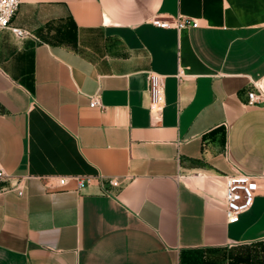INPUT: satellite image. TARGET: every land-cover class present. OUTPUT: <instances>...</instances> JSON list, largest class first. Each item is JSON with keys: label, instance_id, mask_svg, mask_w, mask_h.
I'll list each match as a JSON object with an SVG mask.
<instances>
[{"label": "crops", "instance_id": "0c3cea01", "mask_svg": "<svg viewBox=\"0 0 264 264\" xmlns=\"http://www.w3.org/2000/svg\"><path fill=\"white\" fill-rule=\"evenodd\" d=\"M178 16L199 26L152 24ZM12 26L32 36L0 29V264H264V0H21ZM236 170L263 177L229 224Z\"/></svg>", "mask_w": 264, "mask_h": 264}, {"label": "built area", "instance_id": "2783aa9c", "mask_svg": "<svg viewBox=\"0 0 264 264\" xmlns=\"http://www.w3.org/2000/svg\"><path fill=\"white\" fill-rule=\"evenodd\" d=\"M21 0H0V29L10 30L17 39L23 40L31 37V33L25 29L12 26V20L16 16ZM152 24L162 29H173L181 32L187 28H197L199 23L194 19H187L182 16L159 18L152 20ZM181 76L182 71L179 73ZM148 86L150 95L149 111L152 119L159 122L163 118V113L166 106V84L165 78L156 73L150 72L148 74ZM251 90L248 91V105L257 106L264 105V77L251 80ZM92 108L104 109L102 98L100 94L92 97ZM263 177V176H260ZM260 177L248 175L236 170L233 175L224 177L225 191L224 201L226 206V219L229 224L239 223L241 217L248 213L254 206L255 199L261 190L259 182ZM10 175L0 167V181L9 179ZM79 187L83 188L92 182V178H75ZM69 183V178H60L59 185L66 186ZM22 182L14 190H19L22 195ZM110 184L114 187L121 185L120 181L113 179Z\"/></svg>", "mask_w": 264, "mask_h": 264}]
</instances>
